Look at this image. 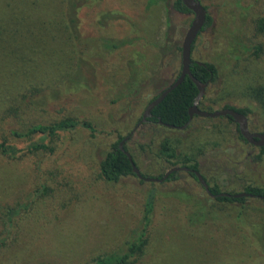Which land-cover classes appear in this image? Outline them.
Masks as SVG:
<instances>
[{
    "label": "rangeland",
    "instance_id": "rangeland-1",
    "mask_svg": "<svg viewBox=\"0 0 264 264\" xmlns=\"http://www.w3.org/2000/svg\"><path fill=\"white\" fill-rule=\"evenodd\" d=\"M172 2H93L81 13L80 41L72 43L58 28L60 0H0V141L19 150L15 157L0 152V264H90L99 255L125 250L140 234L142 251L128 264H264V200L248 196L243 206L217 202L184 170L161 181L128 175L107 182L98 173L97 162L111 143L135 127L148 100L178 74L180 50L160 58L153 47L180 45L192 18ZM199 2L211 24L195 37L190 57L224 65L218 64L220 79L205 86L197 103L209 111L249 106V130L264 132V33L254 28L256 17L264 16V0ZM113 9L129 16L107 25ZM128 20L140 23V38L117 49L101 47L103 39L125 40ZM237 40L260 48L223 59ZM76 54L90 61L94 82L81 81V87L65 82L61 88L73 92L40 108H28L30 99L17 97L28 87L49 88ZM129 69L143 81L140 92L110 102ZM16 105L19 111L11 114L8 108ZM66 116L87 121L93 130L76 127L44 140L8 134L33 120ZM38 141L46 148H28ZM124 144L148 177L191 157L209 185L222 192L264 187V153L239 138L235 123L224 116L193 115L184 128L144 121ZM163 146L174 157L166 160ZM6 207L18 210L7 214L10 224Z\"/></svg>",
    "mask_w": 264,
    "mask_h": 264
},
{
    "label": "trees",
    "instance_id": "trees-1",
    "mask_svg": "<svg viewBox=\"0 0 264 264\" xmlns=\"http://www.w3.org/2000/svg\"><path fill=\"white\" fill-rule=\"evenodd\" d=\"M97 1L99 0H60L61 19L59 20L58 28L60 31H62L65 34V36L68 39L72 41V43L80 41V35H81L80 27H81L82 11H84L93 2L95 3ZM172 6L178 11L190 12L189 9H187L183 5L181 0H173ZM241 9L247 10L248 7H241ZM126 16H129V15L125 14L122 11H119V9H113V13H109V15H107L105 24L109 25L112 22L113 24L114 23L116 24V22L119 23V21ZM97 22L100 23V21H97ZM210 24H211V17L206 13L205 21L200 31L206 29ZM140 27L141 26L138 21L135 22L134 20H131V21L128 20V26L126 27L128 30L127 32L128 35H126L127 38L125 40L111 42L110 40L103 39V42L101 41L100 45L101 47L107 50H111V49H117L121 45H126V43L135 42L141 36ZM254 28L257 32L264 33V16L256 17V19L254 20ZM153 47L158 53V55L160 56V58L164 56L167 52L173 51V49L180 50V45L178 44L176 45L174 44L172 46H168L165 48L157 44H153ZM192 47H193V43L191 45V49ZM259 48H260V45L258 44H253L251 46H248L244 44L243 42H240L237 40L233 42V45L231 48L232 50L230 49L226 50V52L223 55V59L238 58L241 54H244L248 51H251L253 54H255L259 50ZM73 59H74V63L72 67L69 69L66 68L63 71V74L60 76V78L57 79V81L53 85L49 86V88L32 89L31 87H28V88H25L24 91L18 92L17 97L20 100H24L25 98L30 99L28 101V108L30 107L40 108L42 105L50 101V99L55 98L56 96H60V95L73 92L72 90L61 88L62 84H64L65 82L69 84L71 82L80 87H81V81L86 80L89 82H94L93 66L91 65L90 61L87 60V57L81 54H76L73 57ZM218 64H221V67H222L224 65V62H219L218 60L198 61V60L190 59L189 70L191 74L194 77H196L201 83H206L207 85L210 83H214L216 80L220 79L222 72ZM178 73H179V70H178ZM142 82L143 81L137 79L135 75V70L129 69V75L127 79L120 86L122 87V89L116 93L117 95H115V97L112 98L110 102H116L122 99L128 101L129 97L136 96L138 92H140ZM163 89L164 88L160 89L156 94H154L148 100V102L154 99ZM196 94H197V88L195 84L186 75L176 87H174L170 92H168L164 96V98L160 102H158L154 107H152V109L150 110V115L146 117V121L154 122V123L156 122L159 123L160 121L161 123L159 124H162V125L164 123L170 124V125H173L174 128L179 127L183 125L184 123L189 122L187 111H188L189 106L193 103ZM197 106L201 108V106H199L198 103H197ZM223 107L233 108L245 114L246 116L250 112L249 106L235 107L232 105L225 104ZM19 109H20L19 105H16L15 107H12V108H8L11 114L17 113ZM224 117L231 120L230 117L228 116H224ZM76 127H83L89 131L93 130L92 129L93 126L87 121L79 120L71 116H66L57 121L40 122V121L33 120V121L28 122L27 125L21 129H18V128L8 129V134L12 138H15V139H30L32 136L39 135V138L44 140L45 138L50 137L51 135L64 132L67 130H72ZM236 131L238 132V137L246 141L240 135L237 129V125H236ZM123 137L124 136H118L117 139L111 143V145L109 146V149L104 153L102 158L97 162L98 173L100 177L107 182H116L120 178L128 176V175L135 176V174L133 173L131 169V165L129 163L127 156L118 146V142ZM122 147L124 150H127L124 142H123ZM258 147H259V152L264 153V145L258 146ZM28 148H30V150L44 149L46 148V144L42 141H38L35 143L31 142L28 145ZM163 150L168 151L165 155L166 160L169 157H174V153L171 150V148L169 149L166 146H163ZM18 151L19 150L16 149L11 144H7L3 140L0 141V152L10 157H15ZM53 151L54 150H50L49 152L51 153ZM133 162L135 163L134 160ZM176 164L177 162H171V165L177 166ZM180 164L181 165L179 166L187 167L188 170H184V172L188 174L189 176H191L196 181V183L203 189V187L197 181V178L193 173V170L199 171L197 161L193 160V158L191 157H184L182 158V161ZM177 172L178 171H171L165 177L164 180H171L175 178ZM141 174L143 176H146L143 173ZM162 175L163 173L157 175V177H161ZM203 178L205 179L208 185L209 191L215 195L212 198H214V200L217 202L230 203V204L234 203V204H239V206H243V202L248 197V196L234 197L232 195H229V196L219 195L218 193L222 191H220L217 188V185L216 184L209 185V182L207 181L205 176H203ZM43 189H45V187H43ZM242 191L250 193L252 195L250 197L259 198L261 200H264V187L262 186H255V185L248 184L243 187ZM227 193L233 194L235 192H227ZM13 212H15L14 214H17L18 213L17 208L12 209V208L6 207L5 213H6V217H7L9 224H10L11 218H9L7 214H11ZM140 233H142V231ZM140 237H141V234L139 238ZM139 238L129 241L126 245L125 250H119L116 252L114 251L108 254L99 255L95 257L90 264H128V263H131L132 261L136 260V257L142 251L143 242L139 241ZM258 243L259 245L263 243V235L261 238L258 239ZM254 259L258 261L256 257Z\"/></svg>",
    "mask_w": 264,
    "mask_h": 264
},
{
    "label": "water",
    "instance_id": "water-1",
    "mask_svg": "<svg viewBox=\"0 0 264 264\" xmlns=\"http://www.w3.org/2000/svg\"><path fill=\"white\" fill-rule=\"evenodd\" d=\"M183 5L189 9V11L192 13V18L189 22V25L187 26L182 39L180 43V69L178 75L166 86L164 89L152 100H150L139 119V121L136 123L135 127L141 123L146 121V117L150 115V110L152 107H154L158 102H160L164 96L170 92L174 87H176L182 79L187 75L189 79L195 84L197 88V94L195 95V99L193 103L188 108V117L189 120L193 115H198L202 117H217V116H228L230 117L231 121H233L237 125V129L240 133V135L249 143L257 145V146H263L264 145V132H255L250 131L248 128V120L247 116L233 108L230 107H222L219 109L214 110H205L201 109L197 106V102L202 96L206 83H201L196 77H194L190 70H189V63H190V52H191V45L201 30L206 16V9L204 6L199 2V0H181ZM159 123H161L159 121ZM188 123V122H187ZM187 123H184L183 125L176 127V128H184ZM166 127L174 128L173 125L170 124H163ZM134 127V128H135ZM133 128V129H134ZM132 129V130H133ZM132 130L129 132V134L132 132ZM128 134V135H129ZM128 135H125L119 142L118 146L119 148L124 152V154L127 156L129 163L131 165V169L136 177L143 180H149V181H161L164 180L165 177L171 172V171H179V170H188L185 166H172L169 169H167L161 177H148L143 176L141 172L139 171L136 164L133 162L129 152L127 150H124L122 145L123 142L128 138ZM194 175L197 178V181L200 183V185L203 187V190L205 193L210 196L214 197L215 195L212 194L209 191L208 185L201 175V173L197 170H193ZM219 195H225L229 196L232 195L234 197H240V196H252L250 193L239 191L235 192L233 194L227 193V192H220Z\"/></svg>",
    "mask_w": 264,
    "mask_h": 264
},
{
    "label": "flooded vegetation",
    "instance_id": "flooded-vegetation-1",
    "mask_svg": "<svg viewBox=\"0 0 264 264\" xmlns=\"http://www.w3.org/2000/svg\"><path fill=\"white\" fill-rule=\"evenodd\" d=\"M200 32V31H199Z\"/></svg>",
    "mask_w": 264,
    "mask_h": 264
}]
</instances>
